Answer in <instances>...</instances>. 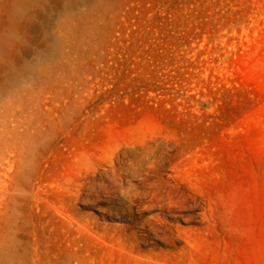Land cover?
<instances>
[{
	"label": "rangeland",
	"instance_id": "374dc122",
	"mask_svg": "<svg viewBox=\"0 0 264 264\" xmlns=\"http://www.w3.org/2000/svg\"><path fill=\"white\" fill-rule=\"evenodd\" d=\"M0 264H264V0H0Z\"/></svg>",
	"mask_w": 264,
	"mask_h": 264
}]
</instances>
